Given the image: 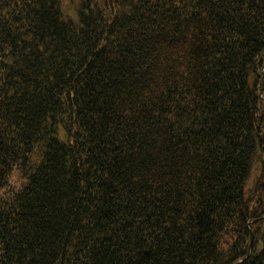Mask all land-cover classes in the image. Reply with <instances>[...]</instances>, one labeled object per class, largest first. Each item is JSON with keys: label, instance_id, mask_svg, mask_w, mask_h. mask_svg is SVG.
I'll use <instances>...</instances> for the list:
<instances>
[{"label": "trees", "instance_id": "trees-1", "mask_svg": "<svg viewBox=\"0 0 264 264\" xmlns=\"http://www.w3.org/2000/svg\"><path fill=\"white\" fill-rule=\"evenodd\" d=\"M0 264H264V0H0Z\"/></svg>", "mask_w": 264, "mask_h": 264}]
</instances>
